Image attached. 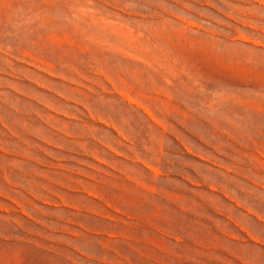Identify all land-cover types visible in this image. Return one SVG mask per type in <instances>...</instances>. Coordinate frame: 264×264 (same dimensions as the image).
I'll use <instances>...</instances> for the list:
<instances>
[{
    "label": "rangeland",
    "instance_id": "1",
    "mask_svg": "<svg viewBox=\"0 0 264 264\" xmlns=\"http://www.w3.org/2000/svg\"><path fill=\"white\" fill-rule=\"evenodd\" d=\"M0 264H264V0H0Z\"/></svg>",
    "mask_w": 264,
    "mask_h": 264
}]
</instances>
